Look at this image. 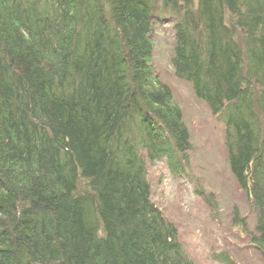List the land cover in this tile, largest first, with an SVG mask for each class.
<instances>
[{
	"label": "trees",
	"instance_id": "16d2710c",
	"mask_svg": "<svg viewBox=\"0 0 264 264\" xmlns=\"http://www.w3.org/2000/svg\"><path fill=\"white\" fill-rule=\"evenodd\" d=\"M157 3L264 260V0H0V264H193L145 167L190 148L149 64Z\"/></svg>",
	"mask_w": 264,
	"mask_h": 264
},
{
	"label": "rangeland",
	"instance_id": "374dc122",
	"mask_svg": "<svg viewBox=\"0 0 264 264\" xmlns=\"http://www.w3.org/2000/svg\"><path fill=\"white\" fill-rule=\"evenodd\" d=\"M153 17L149 64L181 109L190 148L178 169L169 167L165 158L145 161L150 200L177 225L179 240L193 264H264L251 241L255 220L250 199L229 170L224 125L174 73L173 25L179 18L160 3Z\"/></svg>",
	"mask_w": 264,
	"mask_h": 264
},
{
	"label": "bare ground",
	"instance_id": "6f19581e",
	"mask_svg": "<svg viewBox=\"0 0 264 264\" xmlns=\"http://www.w3.org/2000/svg\"><path fill=\"white\" fill-rule=\"evenodd\" d=\"M254 220H255V218H254ZM171 222V221H170ZM173 223V222H172ZM174 224V223H173ZM175 225V224H174ZM176 226V228H177V234H176V239H178V241L180 242V240H179V229H178V227H177V225H175ZM254 226H255V224H254ZM181 243V242H180ZM182 244V243H181ZM252 245H253V247L255 248V249H257L256 248V246H255V244L252 242ZM182 246H183V244H182ZM183 249H184V246H183ZM184 251H185V249H184ZM185 254H186V251H185ZM187 256H188V254H186ZM188 258L190 259V257L188 256ZM191 260V259H190ZM192 261V260H191ZM193 262V261H192ZM227 264H230V263H227Z\"/></svg>",
	"mask_w": 264,
	"mask_h": 264
}]
</instances>
